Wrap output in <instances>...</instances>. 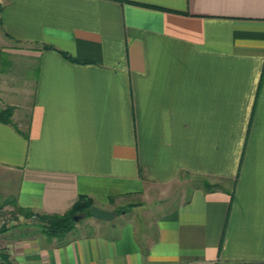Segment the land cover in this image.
<instances>
[{
	"label": "crops",
	"instance_id": "crops-1",
	"mask_svg": "<svg viewBox=\"0 0 264 264\" xmlns=\"http://www.w3.org/2000/svg\"><path fill=\"white\" fill-rule=\"evenodd\" d=\"M7 106L27 136L0 122L6 212L116 211L188 174L218 187L164 204L152 232L125 211L0 230V264H264V0H0Z\"/></svg>",
	"mask_w": 264,
	"mask_h": 264
},
{
	"label": "rangeland",
	"instance_id": "rangeland-1",
	"mask_svg": "<svg viewBox=\"0 0 264 264\" xmlns=\"http://www.w3.org/2000/svg\"><path fill=\"white\" fill-rule=\"evenodd\" d=\"M3 109V108H2ZM199 176H192V175H183L178 182L167 186L165 188H157L156 190H152L147 192V194H142L136 197H126L116 201L115 206H111L112 209L116 211L120 210L122 207L127 208V216L131 217L132 219L136 218L138 224H140V231L143 230H153V224L151 221L153 218L159 214L165 207V205H172L176 202H180L188 197L189 189L195 186L196 184L200 183ZM129 204H138V206L129 207ZM95 205V204H94ZM1 208V207H0ZM9 215L21 214L22 220L18 221L16 219V223L13 226H19L24 222L34 221L39 227L44 228L40 223H38L39 218L37 215L28 216L24 212L20 210L12 209ZM135 210V211H134ZM4 211V210H3ZM4 211L3 213H5ZM137 212L139 215L137 216ZM122 214V213H121ZM120 214V216H122ZM75 215H79L81 218L77 221L78 224H82L81 231L82 233H88L94 231L96 229V219L92 215H87L84 212L75 213ZM141 216V219L140 217ZM41 225V226H40ZM87 225V226H85ZM77 224L75 225V227ZM12 226H3L0 230L9 228ZM143 236V233H142Z\"/></svg>",
	"mask_w": 264,
	"mask_h": 264
},
{
	"label": "trees",
	"instance_id": "trees-1",
	"mask_svg": "<svg viewBox=\"0 0 264 264\" xmlns=\"http://www.w3.org/2000/svg\"><path fill=\"white\" fill-rule=\"evenodd\" d=\"M46 48H54L50 45H45ZM64 57L67 59H70L72 61H78L73 56L68 54L65 51H60ZM15 111L14 106H7L6 108H0V122L12 124L14 127H16L19 131H21L24 135L27 136L26 132L22 131L18 128V126L13 121V114ZM199 185L203 186L206 190H214L218 186L215 183H211L205 178L200 181ZM94 205V201L92 198H89L87 196H81L79 201L67 212L64 214H36L31 211L19 209L21 212H24L29 217L32 215H37L39 218L38 223H40L42 226H44L43 230L45 232H48L50 234L54 235H64L68 231L72 230L75 225L77 224V221L74 219L75 213L78 212H84L87 215L91 214V207ZM137 204H129V207H133ZM123 211L127 212V208L122 207L120 210H118V213H122ZM40 225V226H41Z\"/></svg>",
	"mask_w": 264,
	"mask_h": 264
},
{
	"label": "water",
	"instance_id": "water-1",
	"mask_svg": "<svg viewBox=\"0 0 264 264\" xmlns=\"http://www.w3.org/2000/svg\"><path fill=\"white\" fill-rule=\"evenodd\" d=\"M91 214L93 217H95L97 219L104 220V221H112L117 217L118 212L112 211V210H106V209H103L99 206L92 205ZM80 218L81 217L79 215L74 216V219L76 221H78Z\"/></svg>",
	"mask_w": 264,
	"mask_h": 264
},
{
	"label": "built area",
	"instance_id": "built-area-1",
	"mask_svg": "<svg viewBox=\"0 0 264 264\" xmlns=\"http://www.w3.org/2000/svg\"><path fill=\"white\" fill-rule=\"evenodd\" d=\"M3 212H4L3 209L0 208V229H1V227L6 226V225L7 226L15 225V223L17 222L16 219L18 221L22 220V219H20L21 218L20 213L16 214V216H14V215H9L10 212H5V213H3Z\"/></svg>",
	"mask_w": 264,
	"mask_h": 264
}]
</instances>
